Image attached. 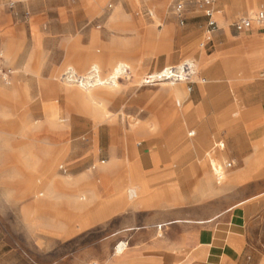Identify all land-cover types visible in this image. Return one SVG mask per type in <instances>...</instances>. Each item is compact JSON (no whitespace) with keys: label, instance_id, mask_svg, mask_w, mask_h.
Masks as SVG:
<instances>
[{"label":"rangeland","instance_id":"374dc122","mask_svg":"<svg viewBox=\"0 0 264 264\" xmlns=\"http://www.w3.org/2000/svg\"><path fill=\"white\" fill-rule=\"evenodd\" d=\"M184 1L181 24L173 14V0H0V264L49 254L78 256L61 264H98L100 254L116 251L114 244H99L97 226L70 242L32 243L34 234L51 236L32 228L34 221H48L49 216L41 212L49 202V178L41 162L50 156L51 143L59 141L68 147L59 150L55 170L64 172L67 159L84 158L96 173L99 130L115 126L116 136L136 130L146 119L154 121L149 125L155 130L161 118L130 114L146 108H192L208 96L209 70L199 60L219 59L234 50L246 31L237 32L232 24L264 10V2L224 24L216 13L218 29L207 40L206 16L193 0ZM259 33L263 38L264 31ZM166 68L172 72L168 77ZM256 70L264 76V63ZM219 141L207 153L212 168L223 171L215 158L224 146ZM225 180L224 174L215 175V182ZM35 202L39 204L30 206ZM96 210V201H90L89 213ZM249 230L245 256H264V212ZM82 256L89 260L82 262Z\"/></svg>","mask_w":264,"mask_h":264},{"label":"crops","instance_id":"0c3cea01","mask_svg":"<svg viewBox=\"0 0 264 264\" xmlns=\"http://www.w3.org/2000/svg\"><path fill=\"white\" fill-rule=\"evenodd\" d=\"M259 1L264 2L218 0L214 7L224 24ZM244 31L231 52L199 60L209 70L210 93L194 107L130 114L161 118L155 130L149 119L116 136L115 126L99 130L96 173L84 158L67 159L64 172L55 170L58 152L68 144L51 143L50 156L41 162L49 178L48 207L41 209L49 213L48 221L32 226L51 236L34 234L33 244L70 242L97 226L99 244L121 247L100 254L98 264H264V256L251 259L244 253L250 224L264 212V76L256 70L264 63V37L258 36L264 25ZM224 38L229 42L226 32ZM188 128L195 133L188 135ZM219 140L224 146L215 158L224 168L222 184L215 182L207 153ZM90 201H96L94 215ZM49 255L21 256V264H61L78 257Z\"/></svg>","mask_w":264,"mask_h":264},{"label":"built area","instance_id":"2783aa9c","mask_svg":"<svg viewBox=\"0 0 264 264\" xmlns=\"http://www.w3.org/2000/svg\"><path fill=\"white\" fill-rule=\"evenodd\" d=\"M196 7H198L203 14L207 18V29H206V39L209 40L211 34L218 29L217 27V21L215 19V14L218 12L215 7L214 3L215 0H193ZM173 14H175L178 18V21L182 24L184 22L183 13L186 10V4L184 0H173ZM264 22V11L260 10L255 12L254 14H248L247 16H243L238 18L234 23L232 24L233 28L237 32H241L244 30H247L251 28L254 24H262ZM168 74H165L164 76L168 77ZM174 78H177L176 76H172ZM178 78H180L178 76ZM205 80L202 78L201 82H204ZM230 163H226V166H230ZM219 173V175H218ZM216 176L221 177L222 172H218ZM117 246V245H116Z\"/></svg>","mask_w":264,"mask_h":264},{"label":"bare ground","instance_id":"6f19581e","mask_svg":"<svg viewBox=\"0 0 264 264\" xmlns=\"http://www.w3.org/2000/svg\"><path fill=\"white\" fill-rule=\"evenodd\" d=\"M169 69L170 68H166V70H167V72H169ZM171 74H172V72H171ZM181 81L183 80V77L180 79ZM220 142V141H219ZM221 148V147H220ZM209 154V153H208ZM208 156H210V154L208 155ZM210 160H211V158H210ZM212 160H213V158H212ZM213 172H214V174L215 175H217V173L218 172H222V170L219 168V167H213ZM218 175H219V173H218ZM223 175V174H222ZM217 178H220L219 176H216ZM224 178V177H223ZM219 180H221V179H219ZM128 194H134L131 190H128ZM120 250H121V247H117V249H116V251L117 252H120Z\"/></svg>","mask_w":264,"mask_h":264}]
</instances>
